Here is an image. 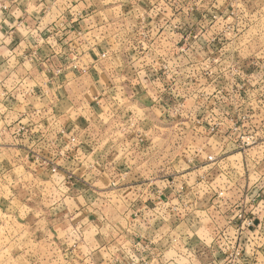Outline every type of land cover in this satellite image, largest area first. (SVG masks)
I'll return each mask as SVG.
<instances>
[{"label": "rangeland", "instance_id": "374dc122", "mask_svg": "<svg viewBox=\"0 0 264 264\" xmlns=\"http://www.w3.org/2000/svg\"><path fill=\"white\" fill-rule=\"evenodd\" d=\"M91 1L99 8L105 27L107 21L115 30L121 27L114 34L127 44L131 42L137 56L142 52L138 42L147 44L148 66L154 65L152 77L163 78L172 97L163 100L176 112L172 120L200 127L187 130L184 125L176 131L168 125L132 127L135 140L123 144L127 132L106 129L112 119L107 121L101 116L93 131L102 141L94 146L99 148L97 161L101 163L106 154L102 151L111 147L116 157L111 167L131 172L130 181L135 179L140 184L141 172L147 173V179L157 170L166 175L191 173L179 181L188 180L190 187H196L183 197V203H195L196 208L190 211L194 220L187 229L180 221L189 211L175 216L179 239L159 247L160 251L167 247L163 263L183 264L181 259L185 263L191 254L205 262L216 259L221 264H264L263 238L241 242L243 256L239 260H225L222 251L236 244L224 237L218 239V233L226 227L225 217H232L239 203L246 204L264 228V0ZM144 26L159 32L145 33ZM139 30L144 33L141 39ZM162 47V54H157ZM142 116L152 124L159 122L149 113ZM132 117V122L139 121L138 115ZM110 137L114 144L106 142ZM90 138L83 147L92 159ZM62 141L59 146L48 141L46 148L36 145L28 149L23 144L14 147L8 140H0V264H96L107 259L103 252L91 257L72 236L76 229L70 224L78 196L72 190L73 178L60 171L58 159L72 152L78 143L66 137ZM107 143L111 145L106 148ZM45 150L47 157L43 158ZM208 156L214 162H207ZM125 161L129 167L126 170ZM85 183L92 185L89 179ZM88 192H81L86 200L100 197ZM121 231L119 224L102 230V235L115 242V261L129 246L128 238L122 241ZM130 248L125 257L127 264H156L151 259L137 261L131 254L135 249Z\"/></svg>", "mask_w": 264, "mask_h": 264}, {"label": "crops", "instance_id": "0c3cea01", "mask_svg": "<svg viewBox=\"0 0 264 264\" xmlns=\"http://www.w3.org/2000/svg\"><path fill=\"white\" fill-rule=\"evenodd\" d=\"M99 14V8L91 0H0V140H8L14 147L23 144L28 149L36 145L46 148L48 141L55 140L62 132L66 138L75 135L78 146L59 158L58 165L60 171L73 178L72 190L78 196L73 208L74 220L70 224L76 229L75 235L72 233L76 244L91 257L100 256L102 252L107 255V259L96 264H127L125 257L131 252V246L135 249L131 254L137 261L151 259L156 264H164L163 252L167 247L161 251L159 247H163V242L179 239L175 216L180 211H189L187 218L180 221L187 229L194 220L191 212L196 208L195 203H183V197L196 191V187H190L192 183L188 180L179 181L180 177L191 173L166 175L163 170H157L147 179V173L141 172L140 184H137L135 179L130 181L131 172L111 167L116 157L110 143L104 145L110 147L102 151L106 153L104 159H100L101 163L97 161L99 148L94 146L102 141L93 131L101 116L107 121L112 119L106 129L127 132L123 144L135 140L130 131L132 127L168 125L175 131L184 129V125L187 130L200 127L172 120L176 119V112L163 103L164 99L172 97L164 86L166 81L152 77L154 65L148 66L147 44L138 42L142 52L137 56L131 42L127 44L115 35L121 27L115 30L109 21L105 27ZM146 27H143L145 33H154V27ZM158 32L156 29L155 33ZM139 34L141 39L144 33L139 30ZM162 50L163 47L156 53L161 55ZM74 59L88 68L86 73L71 68ZM58 69L60 74L56 75ZM148 113L159 122H148L142 116ZM137 115L139 121L132 122V116L136 118ZM187 118L190 119L189 114ZM18 125L26 129L22 136L13 134ZM88 136L92 142V159L83 147ZM62 140L55 144L59 146ZM109 141L114 144L113 138H107L106 142ZM46 153L43 151V158L47 157ZM28 156L32 154L28 152ZM126 161L124 170L129 168ZM88 179L92 185L85 183ZM82 187L100 197L93 201L84 199L81 192H89ZM117 224L122 226L119 232L122 241L126 238L130 241L115 261V242L102 235V230ZM131 234H138V237H131ZM134 242L145 245L135 247L130 244ZM158 242V245H151ZM181 262L206 263L202 257L191 254L186 256L185 263L183 259Z\"/></svg>", "mask_w": 264, "mask_h": 264}, {"label": "built area", "instance_id": "2783aa9c", "mask_svg": "<svg viewBox=\"0 0 264 264\" xmlns=\"http://www.w3.org/2000/svg\"><path fill=\"white\" fill-rule=\"evenodd\" d=\"M55 31H53L54 33ZM57 33V32H56ZM59 34V33H58ZM102 58L105 57L104 54L101 55ZM71 68L73 70H77L81 72L82 74L86 73L88 68L85 65L80 66L78 64V60L74 59L71 63ZM56 75L60 74V70L55 71ZM14 135L16 136H22L23 134L26 133V129L24 125H18L14 130ZM65 133L62 132L58 135H56L55 140L52 142H60L63 138H65ZM62 139H61V138ZM66 139H69L71 142H76L78 143L76 137H68ZM34 141H39L35 140ZM207 162H214V158L211 156H208L206 159ZM55 169H52V172H54ZM66 174V173H64ZM253 205H249V208H252ZM258 206V205H257ZM230 208L229 210L231 211ZM255 208H253L254 210ZM226 227L224 228L221 233H218V239L221 237H224V239L229 240L236 244V246H232V248H227L226 251H222V254L224 255L225 260L228 258H235L236 260H239L240 257L243 256L242 254V248H241V242H249V240L252 239H264V228H262L261 223L257 221L254 212L248 211V207L246 204L239 203L235 209H234V214L232 217H225L224 219ZM235 247V249H233ZM234 250V251H233ZM241 250V251H240ZM207 259V258H206ZM220 261L214 259L213 261L207 260L206 263L204 264H216L219 263ZM222 262H220L221 264ZM139 264V263H138Z\"/></svg>", "mask_w": 264, "mask_h": 264}]
</instances>
